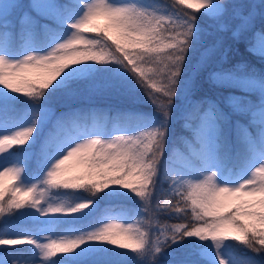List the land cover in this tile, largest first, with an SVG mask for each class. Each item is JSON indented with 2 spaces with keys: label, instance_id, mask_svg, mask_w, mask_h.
<instances>
[{
  "label": "snow or ice",
  "instance_id": "obj_1",
  "mask_svg": "<svg viewBox=\"0 0 264 264\" xmlns=\"http://www.w3.org/2000/svg\"><path fill=\"white\" fill-rule=\"evenodd\" d=\"M258 16L264 2L0 0V264H262L248 252L264 258V73L223 67L226 51L213 67L220 42L203 47L228 31L264 60ZM205 70L218 99L193 101ZM137 92L153 113L52 105ZM178 101L179 154L167 147ZM120 198L130 205L85 223Z\"/></svg>",
  "mask_w": 264,
  "mask_h": 264
},
{
  "label": "trees",
  "instance_id": "obj_2",
  "mask_svg": "<svg viewBox=\"0 0 264 264\" xmlns=\"http://www.w3.org/2000/svg\"><path fill=\"white\" fill-rule=\"evenodd\" d=\"M24 3L28 4L31 3V0H23ZM58 2H63V0H58ZM151 3L160 6H169L171 0H150ZM245 3H255L259 5L260 3L264 2V0H244ZM259 11V9H258ZM201 25L207 29V25L210 23L207 20L202 19L200 21ZM264 24L260 17H257L256 22V29L259 30ZM213 31V35L205 36L203 47H208L209 45L219 41L220 42V50L217 52L210 61L211 66L215 67L221 60V54L226 51L227 59L224 61L223 67L226 68H234L236 65H243L244 67L241 68L240 74H246L250 72H255L257 74L264 73V60H261L258 56L253 55L251 52L248 51V45L246 40L242 39L240 41H236L233 39L230 32H220L216 33ZM47 43L46 38L43 36L38 37L36 44L38 47H44ZM111 43V41H109ZM23 46H21L20 42L17 41V46L15 51L17 53L23 51ZM198 58V54L193 55L192 62L195 63L196 59ZM97 67H104L102 65H97ZM138 99L133 101V99L129 96L124 95H102V96H95L91 99L86 98L84 96H79L74 99H68L64 96H57L53 98L52 105L57 115L60 113L68 111L71 109L76 108H89L95 107L100 108L108 111L109 116L115 115L117 111H124V110H132L144 114H151L153 113L154 109L152 104L148 101V98L142 93L137 92L135 94ZM204 99H218V92L217 90L209 83L207 79V70L202 71L196 78L193 84V91L191 100L193 101H200ZM253 99H257V97H253ZM187 104L185 102L178 101L177 107L173 113L172 123H171V136L168 142L167 147L169 149H173L174 151L179 154L180 152L184 151V144L181 138L189 137V131L185 128V110ZM257 113L255 114V123L256 127L251 129V131L256 132L258 131V126L260 124L257 121ZM19 146L14 147L11 151H17ZM78 195L87 197V193H78ZM101 195H103L101 193ZM130 201L121 200V199H102L98 200V206L95 207L94 213L87 218L85 223H95L99 220L106 212V210L110 207H115L119 204L130 205ZM87 211V210H85ZM79 215V214H77ZM162 220H166L167 218L161 217ZM169 222H176V221H169ZM0 227H3L2 223H0ZM195 239V238H191ZM230 243H237V242H230ZM30 245H20L14 247H8V250L15 249H22L26 250L29 249ZM240 248L242 249L243 246L241 245ZM4 250V249H2ZM0 250V251H2ZM184 253L182 251H177L176 256L173 259H178L182 257ZM248 255L255 256L257 259L262 261L264 264V258L260 257L256 253L248 252ZM133 264H138V262H133Z\"/></svg>",
  "mask_w": 264,
  "mask_h": 264
},
{
  "label": "rangeland",
  "instance_id": "obj_3",
  "mask_svg": "<svg viewBox=\"0 0 264 264\" xmlns=\"http://www.w3.org/2000/svg\"><path fill=\"white\" fill-rule=\"evenodd\" d=\"M85 35H86V37H88V38H93V37H97L99 34H97V33H86ZM23 50H24V49H23ZM257 121L260 122V115H259V112L257 113ZM186 137H188V136H186ZM0 155L6 157V156H7V153L0 154ZM133 195H134V194H133ZM120 199H121V200H125V199H123V198H120ZM42 219H46V218H42ZM44 235H49V233H45ZM4 247H5V246H0V250L4 249ZM8 247H14V246H7V248H8Z\"/></svg>",
  "mask_w": 264,
  "mask_h": 264
}]
</instances>
